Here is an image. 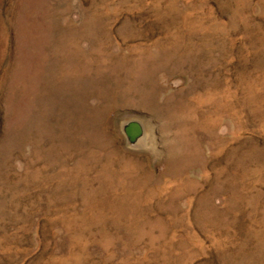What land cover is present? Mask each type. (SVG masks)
Here are the masks:
<instances>
[{
	"label": "rangeland",
	"instance_id": "obj_1",
	"mask_svg": "<svg viewBox=\"0 0 264 264\" xmlns=\"http://www.w3.org/2000/svg\"><path fill=\"white\" fill-rule=\"evenodd\" d=\"M0 264H264V0H0Z\"/></svg>",
	"mask_w": 264,
	"mask_h": 264
},
{
	"label": "water",
	"instance_id": "obj_2",
	"mask_svg": "<svg viewBox=\"0 0 264 264\" xmlns=\"http://www.w3.org/2000/svg\"><path fill=\"white\" fill-rule=\"evenodd\" d=\"M122 131L130 145H134L144 134L140 121L130 119L122 125Z\"/></svg>",
	"mask_w": 264,
	"mask_h": 264
}]
</instances>
